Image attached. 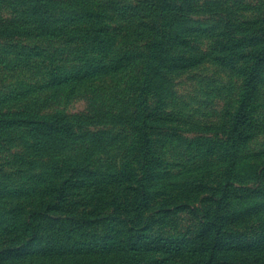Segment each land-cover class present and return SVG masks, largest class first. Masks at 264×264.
I'll list each match as a JSON object with an SVG mask.
<instances>
[{
    "label": "rangeland",
    "instance_id": "1",
    "mask_svg": "<svg viewBox=\"0 0 264 264\" xmlns=\"http://www.w3.org/2000/svg\"><path fill=\"white\" fill-rule=\"evenodd\" d=\"M182 2L0 0V264H264V0Z\"/></svg>",
    "mask_w": 264,
    "mask_h": 264
},
{
    "label": "trees",
    "instance_id": "2",
    "mask_svg": "<svg viewBox=\"0 0 264 264\" xmlns=\"http://www.w3.org/2000/svg\"><path fill=\"white\" fill-rule=\"evenodd\" d=\"M192 4L190 3V0H183L181 6L178 8L179 10L183 9L185 10L186 12L184 13H180L178 12L176 15L174 14V18L171 20V22H173L175 20V18L177 19H180V18H185V17H188V15L190 14V10H191V7ZM92 9L93 8H89V7H84L82 8V10L84 12H86L85 14H90V16H87V17H92ZM96 10V9H95ZM90 21H92V18H90ZM176 21H174L173 23H175ZM97 30V29H94V27H89L88 30ZM263 32V38H264V31ZM179 33H175L172 31V29H168L166 32H165V35L162 36V41H161V45H162V48L160 49V53L162 52V55L159 57H156V59L154 60H158L160 62H166V61H170L171 59L167 57V54L169 53V50H164V47H166V45L171 42L173 39H175L176 37L178 38V35ZM168 49V48H167ZM261 58L263 59V62H264V51L263 53L261 54ZM263 62H259L258 65H256V68L253 70L252 68V74H250V79L246 80L245 82V90H244V96H245V99L241 105V109L239 111V113L236 114L235 116V124H234V128H233V131L232 133L230 134V137H233V138H236L237 140L238 139H241L243 138V136H245V129L247 128V122H248V116H249V109H250V106H251V103L255 97V93H256V90H257V86H258V83H257V80L259 79V71H260V67L262 65ZM160 69L157 71V73H160ZM248 77V78H249ZM247 130V129H246ZM35 133L37 134V136H40L41 135V129H36L34 130ZM37 139H40V138H37ZM41 146V145H40ZM56 147L54 149H50L48 150L46 147H42V149H40V151L38 152L39 154H42V155H46V154H53V153H56V152H59L61 150V147L62 145L61 144H57L55 145ZM142 151L144 152V154H146V152L150 149V146L148 145V143L146 142V140H144L142 142ZM20 157V156H19ZM21 158V157H20ZM214 253V250L211 251V254Z\"/></svg>",
    "mask_w": 264,
    "mask_h": 264
}]
</instances>
